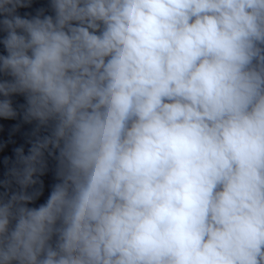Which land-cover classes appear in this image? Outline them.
<instances>
[{
	"label": "clouds",
	"instance_id": "1",
	"mask_svg": "<svg viewBox=\"0 0 264 264\" xmlns=\"http://www.w3.org/2000/svg\"><path fill=\"white\" fill-rule=\"evenodd\" d=\"M0 264H264V0H0Z\"/></svg>",
	"mask_w": 264,
	"mask_h": 264
}]
</instances>
